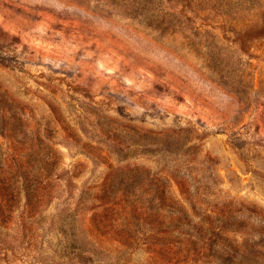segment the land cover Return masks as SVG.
I'll return each mask as SVG.
<instances>
[{
  "label": "rangeland",
  "instance_id": "374dc122",
  "mask_svg": "<svg viewBox=\"0 0 264 264\" xmlns=\"http://www.w3.org/2000/svg\"><path fill=\"white\" fill-rule=\"evenodd\" d=\"M0 264H264V0H0Z\"/></svg>",
  "mask_w": 264,
  "mask_h": 264
}]
</instances>
